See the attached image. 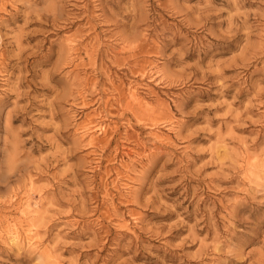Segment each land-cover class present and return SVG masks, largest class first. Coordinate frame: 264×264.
<instances>
[{"label": "rangeland", "instance_id": "rangeland-1", "mask_svg": "<svg viewBox=\"0 0 264 264\" xmlns=\"http://www.w3.org/2000/svg\"><path fill=\"white\" fill-rule=\"evenodd\" d=\"M0 264H264V0H0Z\"/></svg>", "mask_w": 264, "mask_h": 264}, {"label": "bare ground", "instance_id": "bare-ground-1", "mask_svg": "<svg viewBox=\"0 0 264 264\" xmlns=\"http://www.w3.org/2000/svg\"><path fill=\"white\" fill-rule=\"evenodd\" d=\"M136 17H137V16H136ZM144 18H145V17H144ZM142 21H144V19H143ZM142 21H141V22H142ZM89 37H90V36H89ZM93 39H94V38H93ZM93 42H94V41H93ZM96 43H97V42H96ZM68 45H69V43H68ZM70 45H71V43H70ZM134 48H135V47H134ZM132 49H133V48H132ZM138 51H139V50H138ZM132 58H133V57H132ZM132 58H131V59H132ZM123 68H124V67H123ZM155 73H156V72H155ZM152 76H153V75H152ZM152 78H153V77H152ZM128 88H129V87H128ZM128 91H130V90H128ZM101 128H102V127H101ZM90 133H92V132H90ZM98 134H99V133H98ZM91 137H92V136H91ZM38 203H39V202H38ZM37 205H38V204H37ZM35 207H36V206H35ZM38 208H39V207H38ZM11 230H12V229H11ZM10 233H11V232H10ZM12 233H13V232H12ZM13 234H14V233H13ZM13 236H14V235H13ZM25 236H26V235H25ZM31 236H32V235H31ZM12 238H13V237H12ZM19 238H20V237H19ZM8 240H9V238H8ZM12 241H13V240H12ZM33 241H35V240H33ZM29 243H30V242H29ZM29 243H28V244H29ZM34 244H35V243H34ZM30 245H31V244H30ZM37 245H38V244H37ZM37 245H35V246H37ZM38 246H39V245H38ZM38 246H37V247H38ZM39 250H40V249H39Z\"/></svg>", "mask_w": 264, "mask_h": 264}]
</instances>
